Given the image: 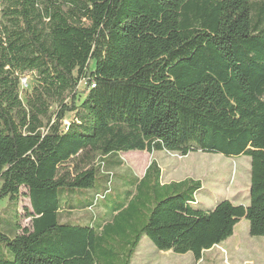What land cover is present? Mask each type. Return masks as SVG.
Segmentation results:
<instances>
[{"label":"trees","instance_id":"1","mask_svg":"<svg viewBox=\"0 0 264 264\" xmlns=\"http://www.w3.org/2000/svg\"><path fill=\"white\" fill-rule=\"evenodd\" d=\"M129 152L248 157L249 202L200 206V181L162 184L151 161L120 177L102 217L69 221L110 197L114 157ZM5 199L0 264H131L143 237L199 261L241 220L263 238L264 0H0Z\"/></svg>","mask_w":264,"mask_h":264},{"label":"rangeland","instance_id":"2","mask_svg":"<svg viewBox=\"0 0 264 264\" xmlns=\"http://www.w3.org/2000/svg\"><path fill=\"white\" fill-rule=\"evenodd\" d=\"M34 84L35 79L29 75L22 77L19 81V98L22 103L25 101V93L29 92ZM72 116V114H66L63 122H70ZM114 160L122 165L112 170L117 177L113 179L110 186V197L100 199L93 209L72 210L68 213L69 221L88 224L90 218L102 217L104 215L102 206L116 200L115 195L121 194L128 188L120 177L132 174L141 178L151 161H155L160 168L162 183L179 182L185 179L200 181L202 187L196 196L200 206L211 208L222 200H229L235 205H246L249 202L250 160L245 156L226 158L219 154L198 152L181 157L178 154L166 152L153 154L129 152L115 155ZM92 194V191L87 193L89 197ZM60 201L61 203L70 202L73 205L77 202L75 199L66 197H61ZM13 204H15L14 200L0 201V220L10 217ZM27 210H29L28 200L22 196L18 199L16 206L21 227L28 224V220L24 217ZM131 264H264V237H250L248 223L241 220L235 226L233 235L228 241L205 251L199 261H195L190 253L176 255L171 252H160L155 249L149 239L143 237Z\"/></svg>","mask_w":264,"mask_h":264},{"label":"built area","instance_id":"3","mask_svg":"<svg viewBox=\"0 0 264 264\" xmlns=\"http://www.w3.org/2000/svg\"><path fill=\"white\" fill-rule=\"evenodd\" d=\"M83 87V88H82ZM84 87H85V82H80L79 83V88H82V90L84 89ZM93 86H91V88H92ZM177 155V154H176ZM180 156V155H179Z\"/></svg>","mask_w":264,"mask_h":264},{"label":"crops","instance_id":"4","mask_svg":"<svg viewBox=\"0 0 264 264\" xmlns=\"http://www.w3.org/2000/svg\"><path fill=\"white\" fill-rule=\"evenodd\" d=\"M162 184H165V183H162ZM166 184H168V183H166ZM233 232H234V231H233ZM229 239H230V238H229ZM229 239H228V240H229ZM228 240H227V241H228ZM225 242H226V241H225ZM223 243H224V242H223Z\"/></svg>","mask_w":264,"mask_h":264}]
</instances>
